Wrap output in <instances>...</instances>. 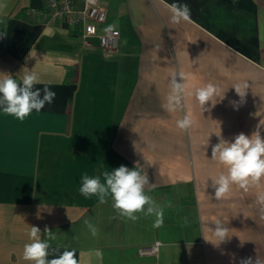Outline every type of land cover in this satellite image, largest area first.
I'll return each instance as SVG.
<instances>
[{
  "label": "crops",
  "instance_id": "1",
  "mask_svg": "<svg viewBox=\"0 0 264 264\" xmlns=\"http://www.w3.org/2000/svg\"><path fill=\"white\" fill-rule=\"evenodd\" d=\"M0 3V29L7 30L0 76L35 72L36 87L56 92L22 122L0 111V264H28L22 253L31 226L53 231L51 247L75 249L79 264L264 261V206L257 202L264 178L247 190L233 185L218 200L211 186L224 171L211 159L216 134L232 142L264 123V0H100L107 18L99 30L119 33L109 55L96 38L82 49L78 31L63 23L25 19L43 0ZM171 3H186L190 21L172 23ZM181 72L183 109L170 113L162 105ZM209 83L219 96L203 111L194 92ZM235 87L245 92L242 102ZM185 114L193 125L181 131L176 120ZM135 164L151 184L146 194L164 210L161 227L154 216L141 213L133 222L111 199L101 204L79 192L83 174L103 181L104 171ZM218 221L229 229L220 243L212 235ZM155 242V254L142 252Z\"/></svg>",
  "mask_w": 264,
  "mask_h": 264
},
{
  "label": "clouds",
  "instance_id": "2",
  "mask_svg": "<svg viewBox=\"0 0 264 264\" xmlns=\"http://www.w3.org/2000/svg\"><path fill=\"white\" fill-rule=\"evenodd\" d=\"M4 7L6 5L0 3V9ZM168 7L172 23L190 21L191 10L186 3H171ZM6 35V28L0 29V38H4ZM34 58L30 52L28 59ZM177 76H179L180 82H178ZM185 79L183 72L173 74L171 77L170 91L162 105L166 111L175 113L183 109ZM39 83L40 78L35 72L24 74L21 80H17L15 76L9 74L0 76V111L22 122L32 114L33 110L40 112L46 105L52 104L56 98V92L47 85L42 89L36 87ZM244 87L247 88V85ZM235 91L242 102L245 92H242L239 87H235ZM194 96L201 109L205 111L208 110L205 105L209 102L213 107L215 106L213 101L219 96V89L216 85L209 83L195 89ZM232 103L236 106L238 102ZM192 125L193 120L187 114L176 120V127L181 131L189 129ZM262 127H264V123L260 122L250 136L241 132L235 136L232 142L223 139L221 133L216 134L220 139L211 148V159L224 168L218 177L211 179V186L215 190L217 200L229 193L233 185L247 190L249 186L258 184L264 178ZM102 176L103 181L101 176L93 177L87 173L83 174L79 187L80 194L85 198L96 197L101 204L107 203L111 199L113 209L122 218L135 222L140 218L138 214L142 213L144 216L156 218L154 227L162 226L164 210L146 194L145 188L151 184L139 164H135L131 169L121 165L114 170L104 171ZM152 186L154 187V185ZM257 202L264 206V193L258 195ZM85 223L91 234L96 236V227L89 221ZM228 231L229 229L218 221L212 229V235L220 243L229 238ZM42 234L44 239H42ZM28 237L29 242L24 245L22 253V259L28 264H79L75 249H65L60 252L58 248L51 247V241H54L56 236L47 227L41 232L39 227L31 226ZM96 256L102 258V253L97 251ZM240 264H264V261L257 257H248L241 259Z\"/></svg>",
  "mask_w": 264,
  "mask_h": 264
},
{
  "label": "built area",
  "instance_id": "3",
  "mask_svg": "<svg viewBox=\"0 0 264 264\" xmlns=\"http://www.w3.org/2000/svg\"><path fill=\"white\" fill-rule=\"evenodd\" d=\"M28 21L41 22L46 25L63 23L78 31L82 49L91 48L92 38L98 40V47L106 54L117 51L119 33L112 29L100 31L99 27L107 18V8L100 0H43L39 8H28L24 11ZM159 242H155L142 252L155 254Z\"/></svg>",
  "mask_w": 264,
  "mask_h": 264
}]
</instances>
